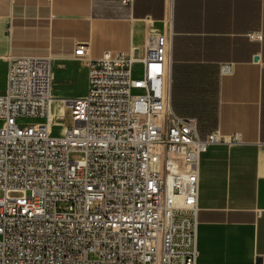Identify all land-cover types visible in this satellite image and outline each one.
Segmentation results:
<instances>
[{
	"label": "built area",
	"instance_id": "1",
	"mask_svg": "<svg viewBox=\"0 0 264 264\" xmlns=\"http://www.w3.org/2000/svg\"><path fill=\"white\" fill-rule=\"evenodd\" d=\"M171 50L170 31L142 55L87 59L76 44L88 72L79 99L52 98L50 57L7 60L0 264H196L199 160L224 140L172 111ZM65 108L72 127L54 135Z\"/></svg>",
	"mask_w": 264,
	"mask_h": 264
},
{
	"label": "crops",
	"instance_id": "2",
	"mask_svg": "<svg viewBox=\"0 0 264 264\" xmlns=\"http://www.w3.org/2000/svg\"><path fill=\"white\" fill-rule=\"evenodd\" d=\"M167 31L172 111L213 122L200 136L224 140L199 160L196 264H264V0H0V94L10 57L40 56L52 60L54 100L84 98L76 44L87 59L142 55Z\"/></svg>",
	"mask_w": 264,
	"mask_h": 264
},
{
	"label": "rangeland",
	"instance_id": "3",
	"mask_svg": "<svg viewBox=\"0 0 264 264\" xmlns=\"http://www.w3.org/2000/svg\"><path fill=\"white\" fill-rule=\"evenodd\" d=\"M135 75L138 76L139 73H135ZM75 85H76L75 91L77 92L81 91L82 87L84 86V82L82 81L81 77L76 79ZM56 106L58 105L55 104V107ZM60 115H61V110L57 111L55 118H57ZM71 127H72V121H71V116H70V110L68 108H65L63 112V118H62L61 124L55 126L53 133L54 135H62L64 130L70 129ZM1 197H2V193H0V198Z\"/></svg>",
	"mask_w": 264,
	"mask_h": 264
},
{
	"label": "trees",
	"instance_id": "4",
	"mask_svg": "<svg viewBox=\"0 0 264 264\" xmlns=\"http://www.w3.org/2000/svg\"><path fill=\"white\" fill-rule=\"evenodd\" d=\"M213 125H214L213 122H208V123H205V124H198V131L200 132L201 128H204V129L211 128Z\"/></svg>",
	"mask_w": 264,
	"mask_h": 264
},
{
	"label": "water",
	"instance_id": "5",
	"mask_svg": "<svg viewBox=\"0 0 264 264\" xmlns=\"http://www.w3.org/2000/svg\"><path fill=\"white\" fill-rule=\"evenodd\" d=\"M254 61H257V58H254Z\"/></svg>",
	"mask_w": 264,
	"mask_h": 264
}]
</instances>
